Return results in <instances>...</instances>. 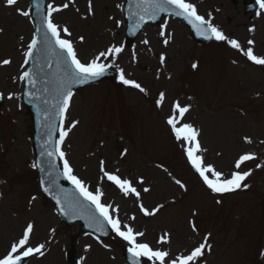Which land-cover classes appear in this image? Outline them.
Segmentation results:
<instances>
[{
    "label": "rangeland",
    "instance_id": "374dc122",
    "mask_svg": "<svg viewBox=\"0 0 264 264\" xmlns=\"http://www.w3.org/2000/svg\"><path fill=\"white\" fill-rule=\"evenodd\" d=\"M27 1L18 0V7L26 9ZM68 2L54 4L61 6ZM119 2L92 0L96 20L79 19L81 13L86 15L88 0H74L68 9L54 14V21L61 28L67 26L73 38L84 37L83 45L75 43L84 62L105 46V43L95 47L90 45L89 28L100 25L99 30L105 33L104 28L113 27L116 21H120L119 11H116ZM241 8V0H209L198 7L207 20L215 26L220 25V30L230 39L237 40L243 50L252 47L256 55L264 56V15L261 20L258 15L251 14L242 19ZM169 27L168 34L174 35L175 42L164 50L160 48L163 43L156 39L159 27H155L152 34L146 31L148 28L144 31L148 36L143 37L150 41L151 49L128 47L136 53L135 57L144 61L141 68L144 81L164 90L165 105L158 113L152 111L145 100L118 91L112 82H103L76 93L68 112V127L75 119L79 126L70 131L66 146L71 161L75 157L74 174L81 176L93 191L97 187L102 190L105 185L97 179V166L101 160L105 161L108 171L120 169V174L132 181L138 175L146 176L150 193L143 197L144 203L149 208L164 205L157 217L147 220L138 214L137 203L132 202L135 200L124 199L122 194L118 196L113 188H107L111 185L104 186L102 198L105 204L119 208L124 223L130 222L135 230L145 233L143 240L157 248L165 247L172 257L187 253L207 236L211 251L205 254L200 264H264V69L243 64L218 43L198 47L179 25ZM0 29V61H12L10 65H0V93L4 97L14 90L10 77L16 67L12 69V64H21L31 29L28 19L17 15L15 8L5 7L3 0H0ZM182 30L190 41L187 40L183 49L177 39L186 38ZM249 40L254 43L249 45ZM19 44L20 55L16 50ZM153 52L155 56L167 55V61L161 64ZM194 63L198 65L195 69L192 67ZM241 66L245 69H240ZM162 67H166V71L159 75L158 84L154 83L147 71L150 68L161 70ZM19 73L20 68L16 71L17 77ZM176 102L189 106L183 122L200 130L199 138L203 148L207 149L203 153L205 160L217 170L228 175L235 170L234 161L239 155H255V160L245 162L241 168V171H251L244 182L246 188L222 197L201 188L186 168L165 125ZM0 117L3 118H0V256L21 236L26 223L31 222L35 225L31 243L44 244L45 249L43 256L31 257L26 264H66L65 252L69 250L72 237L78 235V229L63 226L53 216L51 205L37 195L35 173L27 168L31 160L30 120L24 109L18 111L14 103L11 106L7 102L0 109ZM245 137L252 143H246ZM76 144H79L80 152L73 155ZM152 165L165 166L185 184L187 192H181ZM159 180L168 185L160 187L155 184ZM32 195H37V201L29 207L27 201ZM217 200L221 202L217 203ZM132 216L135 220L130 219ZM51 218L56 220L59 228L55 235L48 237L52 232L50 228H53ZM252 218L257 225V235L244 243ZM190 221L195 222L197 232L192 231ZM165 233L170 234V243L158 246L156 238ZM234 238L239 240L238 244H233ZM74 247L80 264H123L121 253L127 249L120 239L110 237L101 242L80 235Z\"/></svg>",
    "mask_w": 264,
    "mask_h": 264
},
{
    "label": "snow or ice",
    "instance_id": "6c2138e0",
    "mask_svg": "<svg viewBox=\"0 0 264 264\" xmlns=\"http://www.w3.org/2000/svg\"><path fill=\"white\" fill-rule=\"evenodd\" d=\"M74 0H69L68 3H63L61 6H56L54 3L45 5L43 0H34V7L36 9L39 24L35 28V32L27 44L26 51L23 52L24 60L22 64L23 71L18 77V81L27 85L23 95L26 96L29 102L41 101L44 105H49V96L53 101L50 107H46L41 115L43 120L48 125V140L42 145V156L48 158L47 181L42 180L41 186L44 192H52L55 189L54 199L59 210L64 214H73L77 217H87L89 226L96 225L97 230L106 235L104 231L105 224L107 227L127 245V252L131 258L132 264H200L201 259L207 252L211 251V244L209 237H204L202 242L194 245L187 253H181L170 258L168 251L154 248L149 242L143 240L145 233L135 230L131 225L122 223L119 217V208L113 207L111 204L102 202L104 195L103 191L97 187L95 191H90L85 181L74 174L73 167L66 158V153L62 150V145L65 142L69 132L74 129L79 121H74L65 129L64 121L67 118V113L74 95V85H86L98 80L104 76L109 68H112L116 60L124 52L123 46L110 45L105 50L98 52L87 62H82L78 57V53L71 39V31L67 26L61 28L54 22V14L64 11L69 8ZM259 5L260 12L257 15L264 14V0H256ZM3 5L7 8H15L17 15L30 18V9H21L18 7V0H3ZM131 5H134V10ZM120 8V5H117ZM88 14L93 15L92 0H88ZM123 10V9H122ZM77 11H79L77 9ZM129 19H134L131 34L143 27L149 20L157 19L160 14H168L169 16L182 17L191 25L192 29L198 36L204 39H215L218 42H225L232 49L242 51L247 60L254 65L264 66V56L256 55L252 47L246 50L241 48V44L235 40L227 37L221 30L213 26V24L206 20L203 16L197 14L196 7L186 0H130V7L128 9ZM122 21H116V26L120 27ZM166 25L164 28L166 29ZM2 31V29H0ZM162 37H165L163 43L167 46L170 42V36L166 31L160 32ZM23 38L21 37V40ZM80 42H84V37L79 38ZM144 44L149 41L144 40ZM254 41L249 40L248 44L252 45ZM37 55H42L46 61V67L50 70L45 73L41 66L39 71L27 70L28 65ZM133 59L136 53L133 52ZM166 57L162 54L159 57L161 64H164ZM102 61H110L104 63ZM12 63L9 59L0 61V65H10ZM197 64L192 67L197 68ZM54 67V71H52ZM38 79L42 80L45 87L42 90L33 91L37 89ZM119 81L122 85L138 90L140 93L147 95V90L140 83L133 79L126 78L125 72L122 68L119 69ZM50 86V87H49ZM42 91L45 95L38 94ZM16 98L14 94H9L8 99ZM0 99H3V94L0 93ZM165 101V93H159V98L156 101V106L161 107ZM189 106H182L179 102L172 105L171 114L166 119L171 135L177 142L180 143L183 154L186 157L187 163L198 174L202 184L210 193L218 196H223L228 193L236 192L242 187L246 188L244 182L251 175V171H241L242 165L247 161L255 160L256 157L252 153H244L239 155L234 161V171L226 175L222 171L211 164L206 163L203 155L207 149L203 148L199 137L200 130L189 122H183L184 116L189 112ZM54 119L59 120V138L54 147L52 144V134L57 129L52 124ZM245 142L252 143V140L245 137ZM264 143V141H262ZM126 154V153H125ZM56 160L62 162L63 171H57ZM40 165L33 163L31 167L37 168ZM43 172L45 169L40 168ZM99 171L101 179L106 180L114 185L124 197H135L138 202L139 211L146 217L156 215L163 207V204L156 206L153 209H148L141 201V192L133 186V182L129 179L121 178L116 172L108 171L105 168V161L101 160L99 163ZM166 171V169H165ZM63 177L70 184L73 185L75 191L79 194V198L75 195L66 192L60 187L58 180ZM45 183L47 186H45ZM139 184H144L143 178L138 181ZM175 183L185 191L186 186L181 180L175 179ZM150 188L144 187L143 192L148 193ZM82 198V200L80 199ZM36 199L35 196L32 197ZM82 201L88 202L94 206V211L87 208ZM217 200V203H220ZM193 215H196L194 212ZM130 219L135 220V216ZM192 231L197 232L195 222H189ZM35 225L31 222L26 223L22 230L21 236L11 243L9 249L0 256V264H22L26 258L44 255V244L33 245L31 237L34 232ZM54 231V230H53ZM159 244L170 243V234L165 233L157 241Z\"/></svg>",
    "mask_w": 264,
    "mask_h": 264
},
{
    "label": "bare ground",
    "instance_id": "6f19581e",
    "mask_svg": "<svg viewBox=\"0 0 264 264\" xmlns=\"http://www.w3.org/2000/svg\"><path fill=\"white\" fill-rule=\"evenodd\" d=\"M245 16H246V14L243 11V9L241 8L240 9V18L244 19ZM90 34L93 36V45H95V46H100L107 40V36L105 34H102L99 31H96L94 28H92L90 30ZM115 40L120 41V39H115ZM126 53H127L126 50H124V52L122 53L123 57H122V61L119 64V68H122L124 70L126 78L133 79V80L137 81L138 83H140L142 85L141 81L143 80L144 75L139 71V69H134L133 68L132 64L130 63V59L128 58V56H126ZM234 57L237 58V59H240L241 61H247V62L251 63L250 61L245 60L244 56L242 54H240V53H235ZM106 62H108V61H104V63H106ZM247 75L254 81L253 77L250 74H247ZM123 89L124 90L131 89V90H134V91H138L136 89H133L131 87H127L125 85H123ZM127 91H129V90H127ZM156 93H157L156 89L154 87H152V90H151V92L149 94V97L150 98L154 97L156 95ZM135 95L138 96L137 93H135ZM160 211L155 215V217L160 213ZM55 221L56 220L54 218H51L50 222L53 224V230L55 229L54 228V226L56 224ZM50 229H52V228H50ZM248 229H249V231L246 232V235L244 237V239H245L244 243H246V241L248 239L256 238L257 225L255 224V219L254 218L251 219V222H250V224L248 226ZM53 230H52V232H54ZM238 243H239V240L236 241V238H234L233 244H238ZM241 243H243V242H241ZM105 264H107V263L105 262Z\"/></svg>",
    "mask_w": 264,
    "mask_h": 264
},
{
    "label": "water",
    "instance_id": "95a60500",
    "mask_svg": "<svg viewBox=\"0 0 264 264\" xmlns=\"http://www.w3.org/2000/svg\"><path fill=\"white\" fill-rule=\"evenodd\" d=\"M69 256H70V257H69V263H70V264H73V263H74V257H73V254H70Z\"/></svg>",
    "mask_w": 264,
    "mask_h": 264
}]
</instances>
